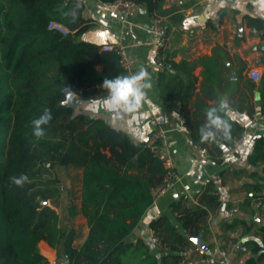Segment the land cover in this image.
<instances>
[{
    "label": "trees",
    "instance_id": "trees-1",
    "mask_svg": "<svg viewBox=\"0 0 264 264\" xmlns=\"http://www.w3.org/2000/svg\"><path fill=\"white\" fill-rule=\"evenodd\" d=\"M136 1L145 3L149 14L170 11L163 9V0ZM82 8L78 0H0V264H47L40 240L68 264H179L199 223L219 206L217 195L207 188L197 205L172 203L186 233L176 231L166 216L151 220L149 227L162 245L156 253L141 240L128 239L166 168L150 144L134 143L124 129L101 117L74 114L71 104H63L67 88L81 99L103 97V79L124 75L114 51L79 38L90 27ZM174 16L178 22L183 18ZM51 20L73 33L48 29ZM246 22L251 33L264 30L259 17L247 16ZM213 61L204 63L205 79L219 69ZM194 66L172 62L163 87L167 99L180 103L188 129L185 105L194 88ZM45 108L51 119L45 134L34 137L30 122ZM241 133L242 126L228 122L218 134L226 146ZM191 136L203 147L212 141L220 157L221 144L201 139L200 132L191 130ZM252 158L264 160V136L255 141ZM55 165L80 171L79 213L88 232L78 247L72 244L75 230L61 227L56 210L42 204L60 194ZM14 177L24 179L17 184ZM260 198L264 201V194ZM258 230L259 237L247 241L250 255L244 264H264V225Z\"/></svg>",
    "mask_w": 264,
    "mask_h": 264
},
{
    "label": "crops",
    "instance_id": "crops-1",
    "mask_svg": "<svg viewBox=\"0 0 264 264\" xmlns=\"http://www.w3.org/2000/svg\"><path fill=\"white\" fill-rule=\"evenodd\" d=\"M78 1L83 5V19L90 24L79 38L99 45L119 43L126 46L128 54L136 60L137 72L143 69L148 73L152 87L146 90L141 106L134 112L109 111L101 97L86 100L74 93L70 103L74 114L101 117L112 127L135 128L138 141L148 144L150 136L160 132L178 177L174 187L145 211L128 239L141 240L150 252L156 253L158 248L151 241L149 222L166 216L176 231L186 233L172 210V203L180 202V208L197 205L205 189L211 188L217 200L219 195L223 199L218 200L219 206L211 208L199 223L195 237H200L207 246L217 240L229 249L231 264H244L248 254L239 248L240 242L248 247L247 241L257 237L258 228L264 225L260 209L263 202L260 196L264 194V160L252 158L255 141L264 136V122L256 119L264 113V37L261 36L264 30L251 33L246 22L247 16L264 21V0H163V9L170 10L164 16L168 22L167 52L172 62L195 63L192 70L194 88L185 105L190 127L187 131L180 129V110L166 98L163 90L172 70L159 71L152 47L134 44L149 37L150 14L146 4L141 3L132 13L122 15L100 0ZM176 14L182 15L180 22ZM209 60H215L219 69L212 72L210 79H205L207 67L204 63ZM250 68L260 70L258 81L248 77ZM218 98L226 99L229 105L228 111H220L218 115L227 124L236 122L242 126L240 143L235 152L225 158L219 157L212 141L203 147L191 136V130L197 134L202 125H207L206 112L217 105ZM220 131L214 130L210 137L216 144L222 141ZM219 146L221 151L225 147ZM62 168L67 174L61 177L58 172ZM54 171L59 179L60 194L54 200L48 199L47 205L58 213L61 227L75 230L72 244L78 247L88 232L86 218L79 213L80 171L62 165H55ZM61 184L68 191L62 192ZM72 197L76 199V209L61 211L62 203L69 205ZM235 199L240 200V212L230 211ZM232 231L242 233L238 243L229 238ZM197 246L191 240L184 247L182 258L193 257ZM38 248L47 264H66V259L58 258L56 249L46 241L40 240Z\"/></svg>",
    "mask_w": 264,
    "mask_h": 264
},
{
    "label": "built area",
    "instance_id": "built-area-1",
    "mask_svg": "<svg viewBox=\"0 0 264 264\" xmlns=\"http://www.w3.org/2000/svg\"><path fill=\"white\" fill-rule=\"evenodd\" d=\"M110 8L114 9L116 13L127 15L132 13L135 9L140 6V2L136 0H113L111 2L105 3ZM216 19L219 18V14L215 15ZM47 28L50 30H56L61 32L62 34H72L73 30H70L62 23L51 20L47 24ZM147 31L149 33V37L145 41L137 40L134 44H147L152 47L155 55V66L159 71L169 70L171 68L172 60L167 52V34H168V22L165 16L160 15L158 13H152L149 17V23L147 26ZM102 50H112L118 56L119 65L122 68L124 75H133L137 73L136 69V60L133 56L128 54L127 48L124 45L119 43L111 44L104 43L101 45ZM248 77L252 81H258L261 76L260 70L256 68H250L247 73ZM175 105L180 109V103L174 102ZM96 118V117H93ZM260 122H264V113L256 118ZM179 127L187 131V126L185 123V119L183 114L180 112L179 115ZM130 135L131 140L134 143H139L137 130L135 128L124 129ZM244 133V132H243ZM162 134L160 132L153 133L150 136L149 144L152 146L155 154L163 160L164 166L166 168L161 181L151 187L150 192L152 196V203L156 202L165 192L172 189L178 179L177 173L175 171L174 163L170 160V158L166 154V149L164 146V142L161 139ZM240 137H234L232 141L227 144L224 149L220 153L221 158H225L231 154H233L240 143ZM222 196H218V200L222 201ZM151 203V204H152ZM240 200L235 199L232 200V206L230 208L231 212H240L239 210ZM261 215L264 217V201L260 206ZM257 237H259V233H256ZM150 238L153 244L158 248H162L159 237L150 230ZM230 239H236L233 241L234 243H238L239 239H242V233L237 231H232L229 233ZM242 251L246 252L250 255V251L248 247L240 242V247ZM179 264H231L229 249L225 247L223 244L219 243L217 240L211 242L210 245L207 246L206 249L197 246L196 254L193 257L182 258Z\"/></svg>",
    "mask_w": 264,
    "mask_h": 264
},
{
    "label": "clouds",
    "instance_id": "clouds-1",
    "mask_svg": "<svg viewBox=\"0 0 264 264\" xmlns=\"http://www.w3.org/2000/svg\"><path fill=\"white\" fill-rule=\"evenodd\" d=\"M100 87L106 90L101 97L105 108L109 111L134 112L141 106L146 95V90L152 87L151 79L143 69L133 75H117L111 78L105 77ZM228 101L218 98L217 105L207 110V125L200 128L201 139L213 136L214 130H223L227 127V121L223 120L218 113L228 111ZM51 119L50 111L45 108L41 114L31 120V132L34 137H42L45 127ZM17 184L22 183L24 177L13 178Z\"/></svg>",
    "mask_w": 264,
    "mask_h": 264
},
{
    "label": "water",
    "instance_id": "water-1",
    "mask_svg": "<svg viewBox=\"0 0 264 264\" xmlns=\"http://www.w3.org/2000/svg\"><path fill=\"white\" fill-rule=\"evenodd\" d=\"M64 95H65V99L63 101V104L65 106H68V105H70V103H71V101H72V99L74 97V92L72 90H70V89L67 88V89L64 90ZM42 204H47V200L44 201V202H42ZM191 239L198 246H200V247H202L204 249L207 248V243L206 242H203L200 237H193ZM66 264H68L67 261H66Z\"/></svg>",
    "mask_w": 264,
    "mask_h": 264
},
{
    "label": "rangeland",
    "instance_id": "rangeland-1",
    "mask_svg": "<svg viewBox=\"0 0 264 264\" xmlns=\"http://www.w3.org/2000/svg\"><path fill=\"white\" fill-rule=\"evenodd\" d=\"M59 173V175L62 177V176H64V175H66L67 174V171L65 170V168H62V169H60V172H58ZM61 181H62V183H63V180L61 179ZM61 186L63 187L62 188V192H64V189H65V186H64V184H61ZM68 191V189H65V191ZM62 200V199H61ZM62 202V201H61ZM65 206V207H64ZM76 199L75 198H73L72 197V200H71V203L69 204V205H63V203H62V210L61 211H66V212H71L74 208L76 209ZM64 208L66 209V210H64ZM74 209V210H75ZM73 210V211H74Z\"/></svg>",
    "mask_w": 264,
    "mask_h": 264
}]
</instances>
